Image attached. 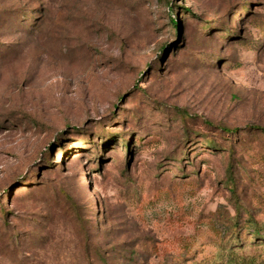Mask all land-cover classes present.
<instances>
[{
  "label": "rangeland",
  "instance_id": "374dc122",
  "mask_svg": "<svg viewBox=\"0 0 264 264\" xmlns=\"http://www.w3.org/2000/svg\"><path fill=\"white\" fill-rule=\"evenodd\" d=\"M235 261L264 264V0H0V264Z\"/></svg>",
  "mask_w": 264,
  "mask_h": 264
},
{
  "label": "trees",
  "instance_id": "16d2710c",
  "mask_svg": "<svg viewBox=\"0 0 264 264\" xmlns=\"http://www.w3.org/2000/svg\"><path fill=\"white\" fill-rule=\"evenodd\" d=\"M170 21V25H171V27L174 29V30H179V25H178V21L177 20H175V19H170L169 20ZM235 263L236 264H244L243 262H237V261H235Z\"/></svg>",
  "mask_w": 264,
  "mask_h": 264
}]
</instances>
